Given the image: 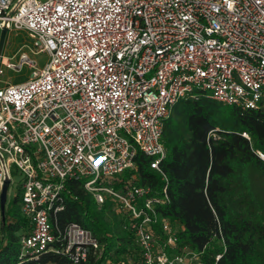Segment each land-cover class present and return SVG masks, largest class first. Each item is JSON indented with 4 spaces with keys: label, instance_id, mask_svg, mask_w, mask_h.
Here are the masks:
<instances>
[{
    "label": "built area",
    "instance_id": "2783aa9c",
    "mask_svg": "<svg viewBox=\"0 0 264 264\" xmlns=\"http://www.w3.org/2000/svg\"><path fill=\"white\" fill-rule=\"evenodd\" d=\"M2 28L25 30L34 52L50 55L29 80L0 86V189L6 181L9 188L15 166L30 224L23 250L50 248L49 213L64 208L66 182L74 179L99 206L110 196L130 214L142 264H204L198 251L178 244L149 187L114 182L136 167L140 151L160 170L164 122L177 100L206 94L259 106L264 0H0ZM21 57L30 58L25 50ZM11 64L2 51L0 74ZM65 237L77 260L100 247L78 223Z\"/></svg>",
    "mask_w": 264,
    "mask_h": 264
},
{
    "label": "trees",
    "instance_id": "16d2710c",
    "mask_svg": "<svg viewBox=\"0 0 264 264\" xmlns=\"http://www.w3.org/2000/svg\"><path fill=\"white\" fill-rule=\"evenodd\" d=\"M163 142L167 154L160 170L140 151L136 167L114 183L149 187L161 199L155 210L175 228L178 244L198 251L204 264H264V159L258 153H264V98L253 109L206 94L181 98L164 122ZM20 201L18 191L8 212L0 202V264L143 263L130 214L110 196L99 206L81 180L66 182L64 208L49 213L55 239L47 250H23L21 237L30 224ZM71 223L90 230L99 243L84 259L66 250ZM154 230L163 240L159 222Z\"/></svg>",
    "mask_w": 264,
    "mask_h": 264
},
{
    "label": "rangeland",
    "instance_id": "374dc122",
    "mask_svg": "<svg viewBox=\"0 0 264 264\" xmlns=\"http://www.w3.org/2000/svg\"><path fill=\"white\" fill-rule=\"evenodd\" d=\"M27 51L31 60L36 61L34 66L24 62L20 69H15L12 66L2 65V74H0V86L6 83H21L29 80L32 77L33 71L37 68L44 67L50 60V55L47 52H34V39L25 31H8L3 54L10 57L11 63L18 64L22 51ZM12 181L9 185L5 210L8 212L11 209L12 201L15 194L20 190L23 176L17 171L16 167H12Z\"/></svg>",
    "mask_w": 264,
    "mask_h": 264
},
{
    "label": "water",
    "instance_id": "95a60500",
    "mask_svg": "<svg viewBox=\"0 0 264 264\" xmlns=\"http://www.w3.org/2000/svg\"><path fill=\"white\" fill-rule=\"evenodd\" d=\"M7 28H2L1 33H0V59H1V54L3 51V47L5 44L6 36H7ZM24 61H29L31 63H34V60H31L28 57H20V61L18 64L12 63L11 66L15 69H20L21 65ZM8 183L9 181H6L5 184L3 185L1 189V195H0V202H1V208H4L6 198H7V192H8Z\"/></svg>",
    "mask_w": 264,
    "mask_h": 264
}]
</instances>
